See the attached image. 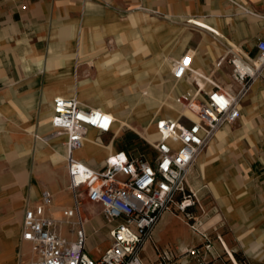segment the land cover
Listing matches in <instances>:
<instances>
[{
	"label": "crops",
	"instance_id": "0c3cea01",
	"mask_svg": "<svg viewBox=\"0 0 264 264\" xmlns=\"http://www.w3.org/2000/svg\"><path fill=\"white\" fill-rule=\"evenodd\" d=\"M147 11L161 13L165 17L161 21L170 25L160 33L168 38L167 44L173 43L171 54L158 60L161 70L191 49L194 66L213 71L224 85L215 72L229 64L225 59L228 50L254 56L258 39L264 38V0H0V264L30 260L31 243L22 239L23 215L44 190L53 194L54 216H61L62 208L73 204L70 189L66 191L65 146L62 138L51 135V116L53 98L68 95L66 87L77 89L71 73L78 49L83 43L90 47L105 38L114 40L115 35L131 29L132 23L140 22L139 31H146ZM180 20L195 27L182 28ZM200 28L221 41L217 47L205 37L195 39L194 30L203 31ZM131 45L138 51L145 44L138 39L131 40ZM122 57L116 52L104 63L123 71L128 60L118 61ZM99 83V79L93 81ZM118 86L86 99L116 115L109 107L116 105L110 96ZM174 86L177 91L187 87L183 82ZM249 89L243 97L248 102L240 106L235 122L239 124L220 127L188 174V184L204 208V212L197 211L207 219L203 226L217 222L227 248L216 242L222 254L211 264H242L236 254L248 264H264V78H257ZM161 106L173 108L166 101ZM120 127L115 123L113 132L101 133V145L93 142L98 132L90 129L76 157L96 165L110 152L127 148ZM132 130L149 140L157 137L146 126L142 132ZM227 151L230 154L224 158ZM65 193L72 202H60ZM86 227L87 248L93 253V234L101 233L105 241L103 214H98L97 224L91 219ZM152 234L161 247L184 248L201 240L189 225L180 226L169 210L162 213ZM98 250L100 254L102 248ZM154 257L153 242L148 240L145 262Z\"/></svg>",
	"mask_w": 264,
	"mask_h": 264
},
{
	"label": "built area",
	"instance_id": "2783aa9c",
	"mask_svg": "<svg viewBox=\"0 0 264 264\" xmlns=\"http://www.w3.org/2000/svg\"><path fill=\"white\" fill-rule=\"evenodd\" d=\"M263 27H264V15ZM254 56L233 48L224 57L231 65L232 84H222L214 72L194 66V50H186L171 61L174 84L187 85L174 96L183 111L176 116H158L157 137L149 140L151 157L124 148L110 152L99 164L77 158L75 151L87 141L90 129L98 133L93 142L101 145V133L113 132L117 121L109 110L84 104L76 95H57L52 101L51 135L65 146L68 187L73 204L54 216L53 194L44 190L41 199L27 206L22 220V239L31 243V258L25 264H211L227 249L217 222L203 226L207 219L197 211L204 208L188 184V174L216 131L240 117V102L257 78H264V38L256 43ZM190 111L196 118L191 117ZM99 203L104 216L107 245L96 257L87 248L83 200ZM178 208L185 222L201 240L184 248L161 247L153 229L162 213ZM98 231L97 228L94 229ZM152 240L155 257L146 263L144 246Z\"/></svg>",
	"mask_w": 264,
	"mask_h": 264
},
{
	"label": "rangeland",
	"instance_id": "374dc122",
	"mask_svg": "<svg viewBox=\"0 0 264 264\" xmlns=\"http://www.w3.org/2000/svg\"><path fill=\"white\" fill-rule=\"evenodd\" d=\"M132 11L133 10H130V12ZM147 12L146 31H139L141 28L139 25L140 22H137L135 24L132 23L131 29L115 35L114 40L110 37L105 38V40L94 43L90 47H85V43H83L82 47L78 49L79 55L74 59L71 73V76L74 77L77 89H75L74 92V90L66 87L65 93L68 95L76 94L80 102L91 104L92 100H87V96L91 97L119 84V88L116 87L112 89L110 96L114 99L116 105L109 108L116 113L117 126L120 124V128L123 130L121 139L126 140L124 142L127 149L135 152H139L138 149H141L146 153L147 157L150 158L152 155L151 145L145 141L139 133H136L132 129L142 132L146 126L148 130L153 131L155 130V120L146 125L145 122L147 123L150 119L163 115L174 117L179 112L183 111V109L174 99L177 90L171 78V65L168 64L161 70L158 63V60L163 58L165 54H171L169 46H172L173 43L171 45L167 44L168 38L160 34L164 31L163 29H166L170 25L161 21L165 18L161 13L153 11ZM150 15H156L157 18L151 17ZM179 22L182 28L184 26L195 27L191 23L188 25L186 21L180 20ZM200 30L203 31L194 30L195 39L205 37L211 41L213 47H217L216 44L221 42L218 38L214 37L211 32L204 31V29L201 28ZM138 39L143 41L145 45L143 48L135 51L131 45V40ZM116 52H121L123 54V57L118 58V61L122 59L128 60L126 70L121 71L117 67L109 68L106 66V63H104ZM230 71V65L227 64L224 65V69L220 67L215 73L225 84L231 83L232 86L235 87ZM95 79H99L100 81L98 86L93 84ZM90 83L93 84V86H91ZM163 101L170 102L173 108L168 110L163 108L161 106ZM247 102V98L242 100L240 106ZM253 115L254 114L251 113V116ZM238 124L239 121L229 126L234 128V126ZM223 126H227V124ZM105 140L106 139H104V141ZM228 154H230V151L225 152L223 157L226 158ZM66 191L69 193V188H67ZM68 193L60 197L61 203L72 202L71 195ZM199 198L201 199L200 196ZM83 203L81 207L82 215L91 217L93 223L97 224L98 214H100L101 209L100 204H90L85 199ZM170 212L174 215L180 226L184 225L188 227L183 213L178 208L174 207ZM91 242L93 244V253H91L93 257L99 255V247L103 250L107 245V242L103 241L101 233L93 234Z\"/></svg>",
	"mask_w": 264,
	"mask_h": 264
},
{
	"label": "trees",
	"instance_id": "16d2710c",
	"mask_svg": "<svg viewBox=\"0 0 264 264\" xmlns=\"http://www.w3.org/2000/svg\"><path fill=\"white\" fill-rule=\"evenodd\" d=\"M235 256H236V258H237L239 261L242 262V264H248V262L245 260V258L242 257L240 254H236Z\"/></svg>",
	"mask_w": 264,
	"mask_h": 264
},
{
	"label": "bare ground",
	"instance_id": "6f19581e",
	"mask_svg": "<svg viewBox=\"0 0 264 264\" xmlns=\"http://www.w3.org/2000/svg\"><path fill=\"white\" fill-rule=\"evenodd\" d=\"M186 112H187L191 117L196 118L195 115H194L193 113H191L190 111H186ZM213 139H214V136L212 137L210 143L213 141Z\"/></svg>",
	"mask_w": 264,
	"mask_h": 264
}]
</instances>
